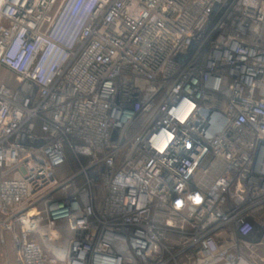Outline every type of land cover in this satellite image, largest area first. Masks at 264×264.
<instances>
[{
    "label": "built area",
    "instance_id": "built-area-1",
    "mask_svg": "<svg viewBox=\"0 0 264 264\" xmlns=\"http://www.w3.org/2000/svg\"><path fill=\"white\" fill-rule=\"evenodd\" d=\"M3 232L22 264L256 258L264 0H0Z\"/></svg>",
    "mask_w": 264,
    "mask_h": 264
},
{
    "label": "rangeland",
    "instance_id": "rangeland-1",
    "mask_svg": "<svg viewBox=\"0 0 264 264\" xmlns=\"http://www.w3.org/2000/svg\"><path fill=\"white\" fill-rule=\"evenodd\" d=\"M4 74L1 75L3 77ZM8 77V76H7ZM71 158L69 157V162ZM256 258L244 257L237 264H264V246L256 250ZM249 255V254H248ZM19 258L12 236L8 232L0 234V264H19ZM212 264H230L224 261H216Z\"/></svg>",
    "mask_w": 264,
    "mask_h": 264
},
{
    "label": "crops",
    "instance_id": "crops-1",
    "mask_svg": "<svg viewBox=\"0 0 264 264\" xmlns=\"http://www.w3.org/2000/svg\"><path fill=\"white\" fill-rule=\"evenodd\" d=\"M19 264H22L21 262Z\"/></svg>",
    "mask_w": 264,
    "mask_h": 264
}]
</instances>
